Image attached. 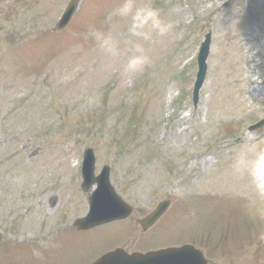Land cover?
<instances>
[{"label": "rangeland", "instance_id": "374dc122", "mask_svg": "<svg viewBox=\"0 0 264 264\" xmlns=\"http://www.w3.org/2000/svg\"><path fill=\"white\" fill-rule=\"evenodd\" d=\"M68 2L0 0V247L19 246L16 255L35 264H88L114 246L195 238L211 249L209 264H264V202L232 167L246 132L264 139V125L248 130L264 118V0H151L174 27L148 43L112 15L120 0H80L54 33ZM90 29L110 36L114 51H103ZM135 43L152 57L140 76L123 70ZM86 148L135 210L127 223L71 235L63 229L87 209L76 164ZM164 200L163 220L142 232L135 218ZM199 218L209 222V240ZM16 255L0 249V264H16Z\"/></svg>", "mask_w": 264, "mask_h": 264}, {"label": "clouds", "instance_id": "9594fccd", "mask_svg": "<svg viewBox=\"0 0 264 264\" xmlns=\"http://www.w3.org/2000/svg\"><path fill=\"white\" fill-rule=\"evenodd\" d=\"M112 15L125 22L129 36L145 43L151 42L155 36L168 35L174 27L160 9L152 6L151 0H120ZM88 36L98 42L103 51H114L115 41L102 31L90 29ZM151 64L152 57L144 44L135 43L123 70L126 74L140 76ZM232 167L235 175L246 180V191L264 202V139L259 138L258 133L246 132ZM261 218L264 219V213ZM257 239L264 242V231L259 232Z\"/></svg>", "mask_w": 264, "mask_h": 264}, {"label": "water", "instance_id": "95a60500", "mask_svg": "<svg viewBox=\"0 0 264 264\" xmlns=\"http://www.w3.org/2000/svg\"><path fill=\"white\" fill-rule=\"evenodd\" d=\"M79 0H70L62 17L57 22L55 30L63 29L70 21L72 15L77 9ZM209 36L205 37L202 43L199 56L198 66L199 71L197 74V81L195 84L194 95L201 85L205 73V59L208 52ZM90 152L86 156L85 167L83 176L85 178V187L97 182L98 188L89 199V212L88 214L75 222V226L80 230L92 228L116 219L125 218L130 210L124 207V203L115 195L113 189L107 182V172H103L98 179H92V160L90 159ZM168 203H162L158 208L150 214L145 220L144 225L154 223L166 210ZM2 236L0 234V241ZM201 256L189 247L181 249H170L155 253H147L146 255L132 254L127 255L121 250H116L112 253L104 255L93 264H202Z\"/></svg>", "mask_w": 264, "mask_h": 264}]
</instances>
